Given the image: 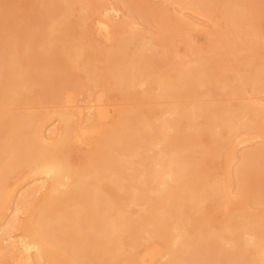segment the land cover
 <instances>
[{
  "label": "bare ground",
  "instance_id": "1",
  "mask_svg": "<svg viewBox=\"0 0 264 264\" xmlns=\"http://www.w3.org/2000/svg\"><path fill=\"white\" fill-rule=\"evenodd\" d=\"M148 1L0 0V264H264V0Z\"/></svg>",
  "mask_w": 264,
  "mask_h": 264
},
{
  "label": "rangeland",
  "instance_id": "2",
  "mask_svg": "<svg viewBox=\"0 0 264 264\" xmlns=\"http://www.w3.org/2000/svg\"><path fill=\"white\" fill-rule=\"evenodd\" d=\"M2 2L4 1L6 4H8L9 7H11V9H8V14L6 15L7 16V20L9 21H13L17 18V16L19 15H28L27 12L31 11L33 8L36 9V5H34L35 3V0H1ZM147 4L149 5L150 8L153 9L151 15H149V22L150 23H147V24H143L139 27V29H145L146 31H150V33H156L158 32V28H157V22H156V18H155V13H154V10H157L158 9H164V8H168L167 5H165L162 0H149L147 2ZM151 5V6H150ZM18 9H19V12H18ZM171 11H172V8L170 7L169 8ZM124 14L127 13V10L123 12ZM135 16V15H134ZM132 16V17H134ZM127 19V18H125ZM260 26H261V29L263 28L264 29V14L262 15V18H261V21H260ZM210 27L211 31L214 29L212 28V24H209L207 26V28ZM262 29V30H263ZM264 32V30H263ZM205 33V34H204ZM191 35H193V37L195 38V40L197 41V46L199 47H203V48H207V40H205L207 34L206 32L202 31L201 29L197 30V31H194V32H191ZM91 39H94V37H91ZM199 40V41H198ZM202 40V41H201ZM95 42V46L98 48H101L100 46V43L98 41H94ZM98 42V43H97ZM103 46V45H102ZM109 46V45H107ZM105 47L103 46L101 48V51L104 49ZM185 45L184 44H180V46L178 47V50L179 52L181 51V53H185ZM96 55L99 56V51H96L94 52ZM97 56V57H98ZM100 57V56H99ZM81 71H77L76 73L77 74H81L80 73ZM109 97L111 100L115 101L116 103H122L121 99H120V96L118 95V93L116 91H113V89L110 87V93H109ZM120 101V102H119ZM222 101H228L231 105H237L238 103V100L236 98H220V97H217L216 98V102L217 103H220ZM48 107L49 105H46V104H37L34 109L38 112H48L50 110L51 107H49V110H48ZM87 152V148L86 147H80L78 145H71V151H70V157L72 159V162L73 163H79L80 160L82 159L83 155ZM224 157V156H222ZM222 157H219L217 159H215L214 161V166L216 168V172L219 173V174H222L223 171H224V168H225V164H226V158H222ZM248 200H250V202H252V196L249 195L247 197ZM261 212L264 213V206H261L258 208ZM212 218H213V221H221L222 218H223V214L221 212H217V213H212Z\"/></svg>",
  "mask_w": 264,
  "mask_h": 264
}]
</instances>
